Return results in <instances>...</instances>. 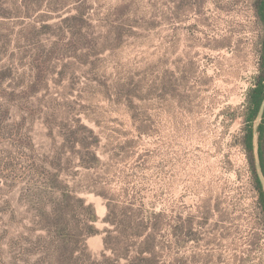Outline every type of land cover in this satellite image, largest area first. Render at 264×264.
I'll use <instances>...</instances> for the list:
<instances>
[{
  "label": "rangeland",
  "instance_id": "rangeland-1",
  "mask_svg": "<svg viewBox=\"0 0 264 264\" xmlns=\"http://www.w3.org/2000/svg\"><path fill=\"white\" fill-rule=\"evenodd\" d=\"M254 6L5 0L0 264L48 263L47 171L95 208L99 233L87 234L86 211L71 202L90 262L111 254L108 230L120 237L110 207L128 242L141 229L137 241L153 236L147 251L157 264H264L239 115L260 61ZM79 12L82 21L70 18Z\"/></svg>",
  "mask_w": 264,
  "mask_h": 264
},
{
  "label": "trees",
  "instance_id": "trees-1",
  "mask_svg": "<svg viewBox=\"0 0 264 264\" xmlns=\"http://www.w3.org/2000/svg\"><path fill=\"white\" fill-rule=\"evenodd\" d=\"M5 0H0V17L5 15L4 9ZM255 11L259 18L262 34L260 38L259 46V66L258 72L254 75L253 81L246 91L244 103L241 107L240 117L243 122L242 133V145L249 155V163L252 169L253 188L257 191V204L258 213L260 214L261 225L264 231V0H255ZM76 21L83 20L82 12L72 17ZM82 127L88 130L93 135V130ZM256 135V136H255ZM254 137L255 141H254ZM93 143L98 142V136L93 135ZM92 158L94 160V166L99 163V158L93 153ZM49 181L47 186L50 190V195L46 198V206L48 209L43 208V230L46 231L49 240L45 246L46 252L49 256L47 264H153V261L157 264V259H154V254L151 251L148 253V243L154 239L151 234H142L143 240L137 241L141 236V232H134L131 237L135 238V242H128L131 238H125L124 234L120 231V222L116 219H112L110 213L112 209L108 208V214L106 220L113 224L115 230L119 232V236L112 238L108 233L104 235L103 243L106 250L110 251V255L101 253V257L105 260L100 262L97 259L90 262V257H86L87 245L84 242L85 234L80 231V222L74 219H70L71 207L73 200L75 203L86 211L83 212L86 220L87 234L99 233L94 226V223L98 218L95 212V208L92 204H85L81 198H75L69 193L68 185L63 183L58 178V172L51 173L47 171ZM48 179V177H47ZM53 190L59 191V196H53L51 193ZM102 196H104L102 194ZM45 207V206H44ZM151 215L158 216L159 214L152 213ZM152 219V218H151ZM151 225H154V229L157 226V222L154 220L149 221ZM84 236V237H83ZM128 237V235H127ZM153 242V241H152ZM132 249V251H130ZM133 252V253H131ZM148 254V255H146ZM151 255V257H148ZM83 258V259H82ZM122 260L124 262H122ZM106 262V263H105Z\"/></svg>",
  "mask_w": 264,
  "mask_h": 264
},
{
  "label": "bare ground",
  "instance_id": "bare-ground-1",
  "mask_svg": "<svg viewBox=\"0 0 264 264\" xmlns=\"http://www.w3.org/2000/svg\"><path fill=\"white\" fill-rule=\"evenodd\" d=\"M98 207V206H97ZM100 212V211H99Z\"/></svg>",
  "mask_w": 264,
  "mask_h": 264
}]
</instances>
